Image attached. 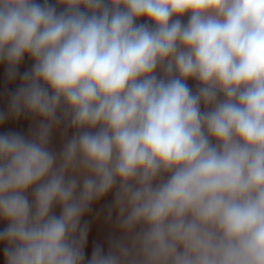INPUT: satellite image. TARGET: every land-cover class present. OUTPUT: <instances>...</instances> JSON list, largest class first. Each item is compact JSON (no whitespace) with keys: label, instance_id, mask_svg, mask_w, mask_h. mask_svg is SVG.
I'll list each match as a JSON object with an SVG mask.
<instances>
[{"label":"clouds","instance_id":"clouds-1","mask_svg":"<svg viewBox=\"0 0 264 264\" xmlns=\"http://www.w3.org/2000/svg\"><path fill=\"white\" fill-rule=\"evenodd\" d=\"M0 64L2 264H85L109 193L87 264H264V0H0Z\"/></svg>","mask_w":264,"mask_h":264},{"label":"crops","instance_id":"crops-1","mask_svg":"<svg viewBox=\"0 0 264 264\" xmlns=\"http://www.w3.org/2000/svg\"><path fill=\"white\" fill-rule=\"evenodd\" d=\"M50 3H54V0H49ZM188 15L186 14L183 17L184 22L186 23ZM144 22V21H139ZM32 67V61L25 57L24 61L19 66L18 71L23 73L30 70ZM20 79L17 77L15 81H9L7 78V66L0 64V111L7 112L9 109L11 93L14 92L20 85ZM189 86L196 90V82L189 81ZM37 127V122L34 121L31 117L21 116L18 120L9 118L4 125L0 126V133L13 131L19 132L26 137H30ZM63 125L61 126V130ZM72 135V130L69 129L68 137H64L61 134V131H55L52 135L50 142V148L54 152H59L66 139L70 138ZM31 199V195L29 194ZM113 204V194L109 193L106 197L100 201L94 203L91 207V210L87 212L81 220L82 225L87 224L88 226V238L85 244V264L87 260L91 258V254L97 245L103 247L104 251L107 252L109 241L112 238L119 236L118 231L115 228V219L116 213L113 210L112 219H108V212L110 206ZM57 215H59V208L55 209ZM5 225L0 223V228H3ZM3 250L0 248V264H2Z\"/></svg>","mask_w":264,"mask_h":264}]
</instances>
